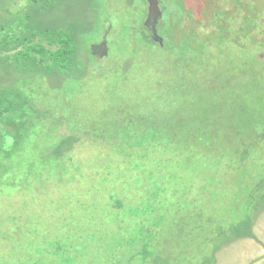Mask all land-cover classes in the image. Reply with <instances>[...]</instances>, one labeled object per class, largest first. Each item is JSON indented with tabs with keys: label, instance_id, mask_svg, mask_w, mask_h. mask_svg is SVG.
<instances>
[{
	"label": "rangeland",
	"instance_id": "rangeland-1",
	"mask_svg": "<svg viewBox=\"0 0 264 264\" xmlns=\"http://www.w3.org/2000/svg\"><path fill=\"white\" fill-rule=\"evenodd\" d=\"M20 1L0 0V90L31 99L33 115L8 136L17 160L0 172V264H264V49L238 31L248 9L258 19L245 29L264 41V0H237L239 12L187 0L191 38L170 29L168 53L137 35L144 0ZM217 10L229 16L221 41L208 26ZM105 21L124 65L87 50ZM44 30L77 40L75 79L24 45L12 55ZM66 132L77 141L57 157ZM247 227L255 238L224 235Z\"/></svg>",
	"mask_w": 264,
	"mask_h": 264
},
{
	"label": "trees",
	"instance_id": "trees-1",
	"mask_svg": "<svg viewBox=\"0 0 264 264\" xmlns=\"http://www.w3.org/2000/svg\"><path fill=\"white\" fill-rule=\"evenodd\" d=\"M25 1H27V4H22V5H24V6L27 5L26 8L29 9L35 5H37V6L40 5L41 8H43L45 6V8H46L48 6L46 4L50 0H25ZM52 1L59 2L61 0H52ZM234 2H236V5H235L236 10H238L239 2L237 0H234ZM145 3H146V1H145ZM158 3H159V7L161 10L162 16L159 20L157 29L159 32L160 25H164L165 31H166L164 33V36H162L161 33L159 32L160 37L163 39V44L160 45L158 43V45H157L158 48H160V50H162L164 52H167L166 40H167V42H170L171 40L174 43L177 42L174 40L175 37L170 36V34H169L170 29H176L178 31V33H180V35H182L183 38L181 39L180 44L186 45L187 43H189V40H190L189 38H191L188 35L189 31H186L180 25L185 19H188V18L191 19L192 14H193V6H194L195 2H193V1L188 2L187 0H158ZM244 5H246V8L252 7L250 2H247ZM236 10L233 11L234 14L236 13L235 12ZM217 12H218V15L216 17L213 16L212 20L208 23V26L212 29L211 37L214 34L217 37V39L219 41H221L222 38H224V40H225V37L229 36V32H226V28L228 29V27H229V25L227 23L229 21V16L226 17V13L224 14V12L221 10L220 11L217 10ZM238 12H239V10H238ZM203 13H206V12L203 11ZM245 15L247 18H245ZM245 15H244V22L241 25V27H238V31L243 32V33H248L249 38L252 41L256 42L257 45L259 47H261V49H264V41L258 40V37L256 36L255 33L248 32L245 29L246 28L245 26L247 25V23H245V21L248 23H250V22L255 23V21L258 18L250 19L249 18L250 14H249L248 9H247V13ZM27 17H31V15L29 14ZM107 24H108V22L105 21V23L102 27L100 38H101ZM2 27H3V25H2ZM204 27H206V26H204ZM261 27H262V25H261ZM131 28H129V29H131ZM198 29H200V27ZM114 31H116V30H111L110 34H112ZM135 31H134L135 34L133 37L134 40L137 39V37H136L137 35H140L142 40L144 41V43H146L148 45H152L155 47V43H152L153 40L151 38H150V40L147 38V29L143 23H141V26H140L141 32L139 31L140 33L136 35L137 30H135ZM260 32H262V29ZM110 34H109V36H110ZM194 34H198V33H194ZM33 35L34 34H32V37H33ZM41 35H43V33H41ZM46 35H47L46 38H44L42 41L43 44L39 43V45H37V43H36V45H32L31 41H26V38H23L22 41L17 42L16 44H14L10 48V51L13 52L12 55H17L18 53L23 52V50L21 49V46L24 45V47H26V49H27V50H25V53L30 54L29 55L30 57H35V61L39 60L42 64H44V62L46 60L53 59V61L58 65L57 67L55 66V68L61 70L60 71L61 76L59 79H61V80L75 79L77 77L76 76L77 72H75V70H76L77 66L79 65V58H78V54H79L78 52L79 51L76 49V46H75V43L77 40L74 43L73 42L74 39L73 40L62 39L60 34H57L58 36L55 38L54 37L53 38L48 37L47 32H46ZM127 35H128L127 36L128 38L131 37L130 34H127ZM200 35H202L201 39L199 37L194 38V39L201 40V41L207 40L205 37L206 36L205 34L201 33ZM210 43H211L210 41H206V45L209 46ZM134 44H135L136 49L139 50L137 47L140 48V42L135 40ZM52 46L55 48L50 49V47H52ZM217 47H218V44H217ZM208 48H210V46ZM184 49H186V48H184ZM212 49L215 51L214 47ZM87 50H88V52H91L89 47L87 48ZM120 53L121 54L116 55L115 57L113 56L111 58L109 57V55H107L105 59H107L109 57V61H106L104 59H100L99 57H96L94 54H92L91 56L93 57V59H95L98 62V64L102 63L103 65H105L109 68H112L117 64L118 65H124L128 61V58L124 57L125 50L124 49L121 50ZM170 55H174V54H170ZM102 60L104 62H101ZM31 104H32V101L27 96H20L16 92H8V91L5 92L3 90H0V172L4 171V168H6L7 166H8V169H11L16 164L17 159L14 158V155L11 154V156H10L9 154H7V153H13L11 149H12V146L14 144V143H12L13 142L12 139L8 138V136L10 134H14V132L19 131L22 128L23 124H21V123H22L23 118H26L25 120H28L27 117L28 118L32 117L33 111L31 109V107H32ZM18 108H21L22 111L19 112ZM58 124L63 125L62 122H58L54 126H56ZM64 128H65V126H64ZM72 133L73 132H70L69 134H72ZM64 134L66 135L67 132ZM76 141H77V138L75 136L71 137V136L66 135L59 142V144L56 146L55 152L57 154H55V155H57V157L60 156L62 153L61 149L63 146H65L67 144H71V142H76ZM263 194L261 196V201H262L263 208H264V195ZM241 229L236 228V229L230 230L227 233H225L224 235H227L229 240H232L235 236L255 238L254 235L249 231L248 227H247L248 230L245 233H242Z\"/></svg>",
	"mask_w": 264,
	"mask_h": 264
},
{
	"label": "water",
	"instance_id": "water-1",
	"mask_svg": "<svg viewBox=\"0 0 264 264\" xmlns=\"http://www.w3.org/2000/svg\"><path fill=\"white\" fill-rule=\"evenodd\" d=\"M145 1L147 4V10H146V16H145V20L143 24L146 27H148L151 33V39L154 42H157L160 45H162V38L158 36L157 31H156V24L159 18H161V14H162L160 7H159L158 0H145ZM109 28L110 27H108V29L103 34L101 42L94 43L91 45L90 51L92 54H95L96 50L101 48V52L98 53V56L99 57L107 56L108 48H107L106 37H107Z\"/></svg>",
	"mask_w": 264,
	"mask_h": 264
},
{
	"label": "flooded vegetation",
	"instance_id": "flooded-vegetation-1",
	"mask_svg": "<svg viewBox=\"0 0 264 264\" xmlns=\"http://www.w3.org/2000/svg\"><path fill=\"white\" fill-rule=\"evenodd\" d=\"M242 7H243V5H242ZM145 16H146V15H145ZM161 16H162V14H161ZM144 20H145V19H144ZM159 20H160V18H159ZM159 20H158V22H157V24H156V31H157L158 36L160 37L159 32H158V29H157V27H158V23H159ZM146 29H147V38L150 40V38H151V33H150L148 27H146ZM101 39H102V38H101ZM101 39H100L98 42H96V43L101 42ZM151 41H152V40H151ZM152 43H157V42L152 41ZM157 44H158V43H157ZM162 44H163V39H162ZM107 46H108V44H107ZM96 52H97V55H98V53L101 52V48H100V49H97ZM108 52H109V50L107 51V55H108Z\"/></svg>",
	"mask_w": 264,
	"mask_h": 264
},
{
	"label": "crops",
	"instance_id": "crops-1",
	"mask_svg": "<svg viewBox=\"0 0 264 264\" xmlns=\"http://www.w3.org/2000/svg\"><path fill=\"white\" fill-rule=\"evenodd\" d=\"M20 2H22V4H27V1H25V0L24 1L22 0Z\"/></svg>",
	"mask_w": 264,
	"mask_h": 264
}]
</instances>
